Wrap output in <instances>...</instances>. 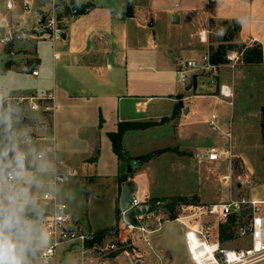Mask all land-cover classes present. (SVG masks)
<instances>
[{
    "label": "rangeland",
    "instance_id": "374dc122",
    "mask_svg": "<svg viewBox=\"0 0 264 264\" xmlns=\"http://www.w3.org/2000/svg\"><path fill=\"white\" fill-rule=\"evenodd\" d=\"M198 1L158 0L156 6L151 8L153 18L155 12L158 15L154 28L156 35L163 38L162 36L167 34L165 23L169 20L170 15L166 13V8H173L179 2H181L182 8L187 2L193 5L197 4ZM41 8H39L40 11ZM19 19L24 28L31 29L33 26H39L36 25L38 18L34 12ZM64 24L65 18L59 19L60 31H62ZM205 24L203 23L201 27ZM209 24L213 32L209 36L207 48L211 45H218L221 38V35L217 32V24L215 26L211 22ZM239 33L240 31L238 32V39L233 42L236 47L229 50V53L238 51L241 55L245 45H250L240 40ZM37 35L39 34L37 33ZM250 43L253 45L258 42L250 40ZM51 45L49 37L44 34L36 38L27 35L26 38L16 40L7 47L8 52L4 51L2 47L0 48V98L2 100L8 95H15L14 93L21 91L29 92L33 88L41 86V83H43L42 78L32 76L30 70L24 66L23 59L30 58V52L38 50L42 57L49 60L52 50ZM202 52L203 48L195 57L196 60L202 58ZM9 60L12 61V65L6 68ZM226 63H222L220 74H228L229 81L227 82L233 85V107L220 100L218 91L215 90L211 93L212 95L205 94L187 100V104L198 105V112L189 119L182 120L180 128L176 124L183 114V109L180 110L175 122L171 117L163 118L164 121L161 119L162 122L161 120H151L153 123L161 122L162 124L149 127L148 132H144L143 136L135 138L134 141L130 142L128 140L130 153L144 155L166 149L163 153L153 156L149 161L138 163L129 174L130 178L134 175V172H140L137 176L139 184L143 186V192L150 188L151 194L163 199L161 208L152 213L150 222V227L153 230L150 236L151 243L162 256V260H158L163 264H194L188 258V253L184 248L183 232L185 227L180 220L188 223L197 220L202 221L207 227L208 235L212 240L216 239V233H219L220 225H229L234 237L225 241L223 245L231 247L248 245V239L240 238L238 233L235 232L244 219L246 221L245 214L241 217L232 215L227 221H219L214 216L202 213V211H199L198 216H192V214L198 211L199 206H207L214 202H225L231 196L264 198V137L261 131L262 107L264 106V64L246 63L244 54L238 60L233 71L226 67ZM40 67L42 68V65L38 66L39 69ZM169 80L171 87L181 89L179 72ZM55 112L56 103L54 114ZM186 114H188V111H186ZM213 114L217 116L219 130H213L207 122ZM45 124L48 127L50 125V123ZM62 124L53 123L52 117L50 130L46 134L54 141L57 140L55 143L56 153L61 154L67 147L73 148L69 150L72 152L79 151L81 154L87 152L90 147L89 140L86 138L85 133L79 136V123L76 121L67 123L68 127L64 123ZM103 124L99 130V146L95 152V155H97L96 153L100 149L97 156L100 176L97 179L93 175L90 176L88 174L90 172L70 173L69 168L64 163L59 167L56 165L58 172L67 176V180L57 186L58 198L69 205L72 215L75 219H78H76L78 222L95 232L109 228L116 222V204L118 203L119 206L123 185L122 177L127 172L126 160L129 159L126 158L125 161H122L113 151L109 136L110 132H108L114 129L113 123ZM40 125L41 123H34L33 127ZM18 126L24 127L21 123ZM70 131H78V133L73 136L74 139L71 138L69 142H66L64 139H69ZM90 131L91 128L88 130L87 136L90 135ZM45 144L51 145L52 143L46 142ZM214 145L231 146L235 155L232 161H222L220 163L200 162V155H203L209 147ZM77 159L80 160L79 157H76ZM89 160L92 161V158ZM117 163H119V166L122 165L118 179L119 193L116 203ZM226 174H231L229 181L223 179ZM52 179L53 176L50 178V182ZM129 182L132 185V193L138 192L135 183L128 180ZM82 187L84 191H82ZM44 193L46 192L41 193L40 197ZM139 193L146 200L150 197V193L145 195L141 191ZM72 195L75 196V199H71ZM181 196L185 198L178 199ZM49 207L50 205L44 206V214L48 213ZM120 216L122 219L121 211ZM173 216H176V219L172 220ZM114 227L113 230H107L106 235L99 241L101 247L110 242H118L121 235L120 223H116ZM118 243L120 245V242ZM88 246L94 247L89 243ZM122 249H128L132 257L151 258L149 255L151 253L147 250L145 243L136 234L128 240L124 247L115 252L106 253L107 251H104L100 255L99 247H97L90 253L94 252L93 255L98 256L96 257L97 260H93H96V264H100L107 263L111 257L121 254L124 251ZM37 264L39 263L37 262ZM51 264H80L79 247L61 246ZM120 264H132V260L123 254ZM261 264H264V262Z\"/></svg>",
    "mask_w": 264,
    "mask_h": 264
},
{
    "label": "crops",
    "instance_id": "0c3cea01",
    "mask_svg": "<svg viewBox=\"0 0 264 264\" xmlns=\"http://www.w3.org/2000/svg\"><path fill=\"white\" fill-rule=\"evenodd\" d=\"M86 1L93 6L83 14L63 17L65 24L62 31H59L54 40L49 39L52 43L49 60L42 57L38 50L30 52V58L23 59V61L27 59L33 61L31 67L27 69L30 70L31 75L33 69H38L39 75L32 76L42 78L41 86L33 88L32 93L31 91L14 93L15 95H43L48 92L54 94L56 112L53 116L35 112L21 114L22 126L36 130L45 138L35 144L37 147L44 148L47 146L46 142L52 143L51 138L46 136L50 130L52 117L53 123H64L67 127V123L74 121L79 123V136L85 133L89 140L90 147L87 152L83 154L79 151L72 152L69 150L73 148L67 147L61 154L56 153L55 156L56 165L59 167L63 163L66 164L70 173L90 172L88 174L95 176L96 179L100 176L97 159L100 149L97 155L95 152L99 146V130L103 123H113L114 129L108 131L111 133L117 130L120 122L160 121L164 117L172 116L174 106L179 101L183 103V114L176 124L177 127L180 128L182 120L197 114L198 105L187 104V100L205 94L212 95L216 88L202 78L195 83L193 77L186 84L180 83L181 90L171 87L169 79L175 77L187 60L195 59L202 48V55L207 51L208 44L202 43L198 37V31L203 23H208L211 19L217 23L225 19H238L240 23L243 22L239 33L240 40L247 42L249 46L252 45L250 40L260 43L263 51L262 64H264V0H199L193 5L187 2L182 8L181 1L173 8H166L170 18L165 23L167 34L162 36L163 38H159L154 31L158 15L155 12L153 18L151 10L158 0ZM48 6V0L37 1L35 11H40L41 7H43L41 11H45ZM28 14L21 17L24 18ZM38 20L39 18L36 25ZM42 35L36 33L31 36L36 38ZM41 65L42 68L39 69L38 66ZM220 80L229 81L228 74L221 75ZM24 117H26L25 122H23ZM34 123L41 125L33 127ZM45 123H50L49 127ZM90 128L91 133L87 136ZM148 128L125 134L123 144L126 151L128 149L129 157L134 158L140 154L130 153L128 140L131 142L143 136L144 132L150 130ZM77 133L78 131H70L69 139L64 140L69 142ZM76 157L80 160H76ZM90 158L92 161L89 160ZM121 165L117 163L116 203ZM138 173L140 172H134V175L128 179L137 186V193L143 200L146 199L139 193L140 191L144 195L150 193L149 198L157 197L151 194L150 188L143 192V186L138 181ZM40 203L43 208L47 206L41 200ZM117 205L118 203L116 207ZM74 246L76 245H72L71 248ZM123 254L133 259L131 253L123 251L111 257L105 264H120ZM149 255L151 258L148 260L151 264H163ZM187 256L190 258L189 255ZM96 257L98 256L92 255L89 263L96 264Z\"/></svg>",
    "mask_w": 264,
    "mask_h": 264
},
{
    "label": "built area",
    "instance_id": "2783aa9c",
    "mask_svg": "<svg viewBox=\"0 0 264 264\" xmlns=\"http://www.w3.org/2000/svg\"><path fill=\"white\" fill-rule=\"evenodd\" d=\"M41 0H0V48L7 51V47L16 40L26 38L24 27L21 25L20 17L35 11V3ZM49 6L45 11H38V18L45 15V21L37 29L42 28L44 34L49 39L54 40L59 33V1L48 0ZM19 21V25H16ZM213 32L209 22L201 27L198 31L199 40L208 44L209 36ZM218 33L223 36L226 33L225 28H220ZM56 56V54H55ZM243 56L238 51L228 52L226 67L232 71L236 68L238 60ZM223 64L213 63L210 59L209 48L202 55L200 60H187L179 70L181 83L186 84L190 78L195 77L197 80L202 78L210 85H213L218 91L220 100L233 107L234 89L233 85L227 81L220 80V69ZM32 75H39L38 69L32 70ZM4 106L13 105L21 111V114L27 112L43 113L53 116L55 110L54 94L48 92L43 95L39 94H22L12 95L3 99ZM208 124L213 130H219L217 116L213 114L208 119ZM34 144H37L45 138L36 130L29 129ZM228 135H230L228 133ZM52 139V138H51ZM52 144L45 146L43 149L52 148L54 158L56 156V144L52 139ZM231 146H211L203 155H200V162L207 161L211 163H220L222 161L231 162L234 158ZM231 174H226L223 179L229 181ZM67 180V176L58 172L57 168L53 175L51 183L56 187L59 183ZM40 200L50 205L48 213L44 215V226L51 235V246L46 253H41L38 259L39 264H51L52 259L57 255L58 249L63 245H76L79 247L80 264H90L91 251L99 247L101 252H115L121 249V245L126 244L134 234L138 235L146 245L147 250L155 257L162 260L151 243L152 229L150 227L151 215L137 213L134 218L127 223V240L123 242L121 238L118 242H110L101 247L100 242L96 239V232L78 222L72 215L69 205L58 198L57 193L46 192ZM147 203L137 192H133L129 199V209ZM199 211L210 214L219 221H227L230 216L241 217L245 214L246 221L239 225L236 233L240 238L248 239L249 244L246 246H225L219 241V233H216V239L208 235V229L202 221L188 223L180 220L184 225V246L194 264H261L264 262V198L252 197H229L225 202H214L207 206H199L198 211L192 216H198ZM201 214V213H200ZM123 215V213H122ZM179 220V218H178ZM92 242L93 248L88 246ZM124 252L131 253L128 249ZM98 254V255H99ZM105 264V263H100ZM132 264H151L148 258L143 256H134Z\"/></svg>",
    "mask_w": 264,
    "mask_h": 264
},
{
    "label": "clouds",
    "instance_id": "9594fccd",
    "mask_svg": "<svg viewBox=\"0 0 264 264\" xmlns=\"http://www.w3.org/2000/svg\"><path fill=\"white\" fill-rule=\"evenodd\" d=\"M20 120L21 111L0 98V264H37L51 246L40 194L58 191L50 182L57 161Z\"/></svg>",
    "mask_w": 264,
    "mask_h": 264
},
{
    "label": "trees",
    "instance_id": "16d2710c",
    "mask_svg": "<svg viewBox=\"0 0 264 264\" xmlns=\"http://www.w3.org/2000/svg\"><path fill=\"white\" fill-rule=\"evenodd\" d=\"M93 5L89 1L86 0H60L59 1V13H58V19H62L63 17H69L72 15H79L83 14L87 11V9L91 8ZM210 22L213 26L217 24V32L220 30V28H225L226 33L225 35L221 36L218 45H211L209 47V53H210V59L213 63L216 64H222L227 61L226 56L229 52V50H233L236 45H234L233 42H236L238 39V32L241 29V23L238 19H225L217 23L214 19H211ZM244 54V61L246 63L250 64H260L263 61V51L262 46L260 43H254L251 46L245 45V49L243 51ZM12 65V61L9 60L7 62V67L9 68ZM194 82L196 83L197 80L194 78ZM183 107V103L181 101L177 102L174 106V110L172 113L171 118L174 119L178 116L180 110ZM165 118V117H164ZM164 121V119L162 118ZM161 120V122H162ZM153 123L152 121H129V122H120L118 124V128L116 131L111 132L109 134L111 142H112V148L113 151L117 154L118 158L122 161H125L126 158H129L130 160H136L139 163L144 161H149L153 156L163 153L166 149L157 150L152 153L140 155L134 158L126 157L127 151L123 144L124 136L127 132L133 131V130H140L145 129L151 126H155L157 124L162 123ZM261 131L262 135L264 137V106L262 107V120H261ZM124 177V176H123ZM122 177V181H123ZM129 187L132 189V185L129 182ZM185 197H178V199H184ZM163 201L160 197H151L146 200L148 204L154 205L158 202ZM120 208L117 205L116 207V223L121 222V216H120ZM176 219V216L172 217V220ZM115 227L112 226L110 228L101 229L99 231H96V239L98 241L102 240V238L106 235L107 230H113ZM229 225H220L219 227V241L223 244L225 241L231 239L234 237L233 231L229 229ZM93 241L89 242V245L92 244ZM125 244L121 245L124 247ZM124 250V249H122Z\"/></svg>",
    "mask_w": 264,
    "mask_h": 264
},
{
    "label": "water",
    "instance_id": "95a60500",
    "mask_svg": "<svg viewBox=\"0 0 264 264\" xmlns=\"http://www.w3.org/2000/svg\"><path fill=\"white\" fill-rule=\"evenodd\" d=\"M35 14H38V10L35 11ZM44 21H45V15H42L38 20V24L39 25L43 24ZM15 24L19 25V22L16 21ZM24 32L27 35H35L36 33L42 35L44 33L42 28H39V29L25 28ZM32 64H33L32 60L27 59L24 61V66L26 68H30ZM187 110L188 108L186 107V111ZM25 121H26V117L23 118V122ZM126 161H127L128 168H127L126 174L123 177L122 191H121V196L119 200V208L121 212L123 213V218L121 219V222H120V226H121L120 238L123 242L127 240V223L131 221L137 213L152 214L158 209H160L162 206L161 202H158L154 205L143 203L137 206L136 208L129 209V199L132 194V189L129 187V184H128L129 174L133 171L134 166L138 165L139 162L131 161L130 159H127Z\"/></svg>",
    "mask_w": 264,
    "mask_h": 264
}]
</instances>
